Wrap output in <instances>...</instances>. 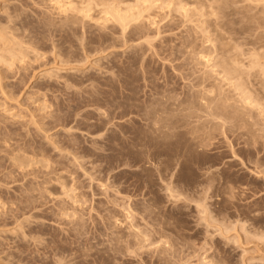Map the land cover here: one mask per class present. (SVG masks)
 I'll return each mask as SVG.
<instances>
[{"label": "rangeland", "instance_id": "1", "mask_svg": "<svg viewBox=\"0 0 264 264\" xmlns=\"http://www.w3.org/2000/svg\"><path fill=\"white\" fill-rule=\"evenodd\" d=\"M56 1L0 0V264H264V0ZM103 8L139 20L122 34ZM227 84L260 99L248 129L191 109Z\"/></svg>", "mask_w": 264, "mask_h": 264}, {"label": "bare ground", "instance_id": "2", "mask_svg": "<svg viewBox=\"0 0 264 264\" xmlns=\"http://www.w3.org/2000/svg\"><path fill=\"white\" fill-rule=\"evenodd\" d=\"M58 1H59V3H60V2H63V4H65V5H63V6H67V3H68V2H67V3H64L65 0H64V1L57 0L56 3H58ZM67 1H68V0H67ZM81 1H83V0H81ZM92 1H94V0H92ZM97 1H98V0H97ZM102 1H103V0L98 1V2L100 3V5H103V4L101 3ZM105 1H106V0H104L103 3H104V4H107V3H106L107 1H106V2H105ZM108 1H110V0H108ZM116 1H117V0H116ZM135 1H138V0H135ZM135 1H134V2H135ZM144 1H145V0H144ZM154 1H156V0H154ZM245 1H247V0H245ZM255 1H257V0H255ZM260 1H262V0H259L258 2H260ZM88 2H89V1H88ZM112 2H113V1H112ZM132 2H133V1H132ZM138 2H139V1H138ZM146 2H147L148 4H146L145 9H146V10H147V9H148V10H149V9H150V10L153 9V8H152V4H151L153 1H152L151 3H149L150 1H145V3H146ZM171 2H172V1H171ZM214 2H216V1L214 0ZM251 2H252V1H251ZM82 3H83V2H82ZM84 3H85V1H84ZM115 3H116V2H115ZM115 3H114V4H115ZM119 3L124 4V3H122V2H119ZM145 3H144V4H145ZM164 3H165V2H164ZM172 3H173V2H172ZM199 3H200V2H199ZM222 3H223V2H222ZM246 3H248V2H246ZM256 3H257V2H256ZM68 4L70 5V3H68ZM89 4H90V3H89ZM93 4H94V3H93ZM93 4H92V5H93ZM108 4H109V3H108ZM121 4H120V5H121ZM144 4H143V6H144ZM180 4H181V3H180ZM251 4H252V3H251ZM57 5H59V4H57ZM71 5H72V4H71ZM79 5L81 6V4H79ZM94 5H95V4H94ZM109 5H110V4H109ZM111 5H113V4H111ZM128 5H130V4H128ZM140 5H141V4H140ZM153 5H154L153 7H155V4H153ZM168 5H169V4H168ZM199 5H200V4H199ZM215 5H216V3H215ZM59 6H60V5H59ZM80 6H79V7H80ZM86 6H87V4L85 5V7H86ZM96 6H97V5H96ZM103 6H108V5H103ZM118 6H119V5H118ZM118 6H117V7H118ZM123 6H125V5H123ZM131 6H132V5H131ZM133 6H134V5H133ZM143 6H142V7H143ZM179 6H180V5H179ZM68 7L70 8V10H72V8H71L70 6H67V8H68ZM112 7H113V6H112ZM121 7H122V6H121ZM129 7H130V6H129ZM135 7H136V6H135ZM174 7H175V6H174ZM174 7H173V8H174ZM180 7H181V6H180ZM56 8H57V7H56ZM59 8H61V7H59ZM63 8H65V7H63ZM67 8H65V11L69 9V8H68V9H67ZM74 8H75V6H74ZM76 8H77V7H76ZM82 8H84V7H82ZM87 8H89V7L87 6ZM90 8H91V7H90ZM108 8H109V6H108ZM108 8L106 9V10H107L106 12L104 11L105 8L102 9V10L104 11V15L108 17V20H110V23H113V24H117V25H118V27L120 28V31L122 32V34H123L124 32H126L127 29L132 28V27H131V22H133V21L136 20V19L139 20V18H136L137 16L134 17V15H131V14L129 15V14H128V13H131L132 10H131L130 12L127 11L128 13H123L120 9L115 8V9H117V10H115V9L113 8L114 10H112V9H109V10H108ZM119 8H120V7H119ZM122 8H123V7H122ZM126 8H128V7H126ZM143 8H144V7H143ZM209 8H210V7H209ZM215 8H216V7H215ZM124 9H125V8H124ZM129 9H131V8H129ZM185 9H186V8H185ZM222 9H223V8H222ZM57 10H58V9H57ZM70 10H69V11H66V12H69V14H72V15H73L74 12H73V11L70 12ZM81 10H82V9H81ZM126 10H127V9H126ZM126 10H124V11H126ZM134 10H136V13H139L137 9H134ZM142 10L144 11V9H142ZM160 10H161V9H160ZM214 10H215V9H214ZM65 11H64V12H65ZM79 11H80V10H79ZM79 11L76 10L75 13H78ZM108 11H109V12H108ZM120 11H121L122 13H121ZM196 11H197V10H196ZM208 11H209V10H208ZM211 11H212V10H211ZM58 12H59V11H58ZM85 12L87 13V12H90V11H85ZM133 12H135V11H133ZM133 12H132V13H133ZM141 12H142V11H141ZM148 12H149V11H147V13H148ZM161 12H163V11H161ZM178 12L181 13V10L179 11V8H178ZM189 12H190V11H189ZM200 12H201V11H200ZM106 13H107V14H106ZM144 13H145V12H144ZM147 13H146V14H147ZM182 13L185 14V13H187V12L184 11V12H182ZM78 14H79V13H78ZM82 14H84V16H80V15H82ZM209 14H210V13H209ZM212 14L214 15V13H212ZM212 14H211V16H213ZM87 15H88V13L85 14V13H83V11H82V12L79 14V17H80V18H77V17H78L77 15H74L73 17L70 16V18H72V19H77V20H75L76 22H72L70 19H69V21H70L71 25H73L74 23H77V22L80 23V22L84 19V17L87 18ZM94 15H95V14H94ZM137 15H138V14H137ZM140 15H143V13L140 14ZM181 15H183V14H181ZM197 15H198V14H197ZM221 15H222V14H221ZM76 16H77V17H76ZM100 16H101V15H100ZM132 16H133L134 18H136V19H133ZM201 16H202V14H201ZM81 17H83V19H82ZM89 17H90V16H89ZM138 17H139V16H138ZM197 17H198V16H197ZM213 17H214V16H213ZM67 18H68V17H67ZM182 18H183V17H182ZM182 18H180V19H182ZM210 18H211V17H210ZM210 18H209V19H210ZM79 19H80L81 21H80ZM95 19H96V18H95ZM102 19H103V18H102ZM141 19H142V16H141ZM164 19H165V18H164ZM184 19H185V17H184ZM190 19H191V17H190ZM207 19H208V18H207ZM63 20H64V19H63ZM84 20H85V19H84ZM86 20H87V19H86ZM108 20H105V22H108ZM138 20H136V21H138ZM145 20H146V19H145ZM221 20H222V19H221ZM66 21H67V20H66ZM103 21H104V20H103ZM186 21H187V20H186ZM141 22H142V20H141L139 23H141ZM188 22H189V21H188ZM238 22H240V21H238ZM72 23H73V24H72ZM92 24H93V23H92ZM190 24H192V23H190ZM74 25H75V24H74ZM78 25H79V24H78ZM81 25H82V24H81ZM96 25H97V24H96ZM132 25H133V24H132ZM134 25H135V24H134ZM186 25H187V24H186ZM102 26H103V25H102ZM102 26H101V27H102ZM112 26H113V25H112ZM139 26H140V25H139ZM133 27H136V25L133 26ZM140 28H141V27H140ZM133 29H134V28H133ZM232 31H233V30H232ZM139 33H140V32H139ZM244 33H245V32H244ZM216 34H217V33H216ZM219 34H220V33H219ZM222 34H223V33H222ZM214 35H215V34H214ZM73 36H74V35H73ZM157 36H158V35H157ZM218 37H219V36H218ZM156 38H157V37H156ZM221 38H222V37H221ZM208 39H209V38H208ZM71 40H72V39H71ZM119 40H120V39H119ZM148 40L150 41V39H148ZM148 40H147V41H148ZM218 40H220V39H218ZM221 40L223 41V39H221ZM221 40L218 41V42L222 43ZM0 41H1V40H0ZM99 41H100V40H99ZM144 41H146V40H144ZM208 42H209V41H208ZM211 42H212V41H211ZM226 42H228V41H226ZM193 43H194V42H193ZM232 43H233V42H232ZM146 44L148 45L147 42H146ZM151 44H152V43H151ZM233 44H234V43H233ZM210 45H211V44H210ZM64 46H65V45H64ZM218 46H219V45H218ZM220 47H223V46L220 45ZM231 47H232V46H231ZM81 48H82V47H81ZM148 48H149V47H148ZM151 48H152V47H151ZM209 48H210V47H209ZM227 48H228V47H223V49H225V50H227ZM190 49H191V48H190ZM216 49H217V48H216ZM219 49H221V48H219ZM223 49H221V50L223 51ZM193 50H194V48H193ZM193 50H191V51L193 52ZM207 50H208V49H207ZM217 50H218V49H217ZM217 50H216V51H217ZM221 50H220V52H221ZM230 50H231V48H230ZM235 50H236V49H235ZM11 51H12V50H11ZM191 51H189V52H191ZM208 51H209V50H208ZM15 52H17V51H15ZM187 52H188V51H187ZM196 52H197V50H196ZM204 52H205V51H204ZM209 52H210V51H209ZM217 52H219V50H218ZM220 52H219V53H220ZM226 52H227V51H223V52H221V53H226ZM233 52H234V51H233ZM17 53H18V52H17ZM199 53H200V52H199ZM213 53H214V52H213ZM231 53H232V52H229V54H227V55L229 56ZM2 54H3V53H2ZM67 54H68V53H67ZM189 54H190V53H189ZM205 54H207V53H205ZM214 54H215V53H214ZM214 54H213V55H214ZM18 55H19V53H18ZM20 55H21V54H20ZM20 55H19V57H20ZM208 55H211V54H208ZM219 55H220V54H219ZM239 55H240V54H239ZM16 56H17V55H16ZM253 56H254V55H252V57H253ZM258 56H259V55H258ZM4 57H5V56H4ZM171 57H172V56H171ZM224 57H226V56H224ZM231 57H232V56H231ZM231 57H230V58H231ZM233 57H235V56H233ZM239 57H240V56H239ZM239 57H238V58H239ZM207 58H208V57H207ZM207 58H206L205 56H203V57L200 58V59H201V62H202V65H203V63H205L206 65H208L207 63H208L210 60H208ZM254 58H255V57H254ZM254 58H253V59H254ZM11 59H12V58H11ZM14 59H15V58H14ZM18 59H20V58H18ZM195 59H196V58H195ZM218 59H219V58H218ZM226 59H228V58H226ZM226 59H225V60L222 59V60H220V61H221V63H222L223 61H225V63H223V64L226 65L227 71H228V72L231 71V73L228 74L227 71H224V70H223V69H224L223 67H225V66H222L223 64H221L222 67L220 66V67L223 68V69H221V68H220V69L223 70L224 72H227V73H226V74H227V77L230 76L229 78H231V79H232V78L235 79V77L238 76L239 74L242 76V74H243L242 72H243V71L240 72L239 74H237V73H238V70L241 71L242 69H240V68L237 69V68H238V67H237L238 64H236V66H235V64L233 63V61H235V60H234L235 58L233 59V61H230L229 59L226 60ZM0 60H1V59H0ZM3 60H4V59H3ZM3 60H1V61L3 62ZM214 60H216V58H215ZM238 60H239V59H238ZM242 60H243V59H242ZM5 61H7V60H5ZM8 61H9V60H8ZM8 61H7V62H8ZM10 61H11V60H10ZM193 61H195V60H193ZM236 61H237V60H236ZM195 62H196V61H195ZM198 62H199V61H198ZM201 62H200V63H201ZM243 62H244V60H243ZM254 62H255V61H254ZM11 63H12V62H11ZM200 63H199V64H200ZM215 63H216V62H215ZM215 63H213V64H215ZM255 63H256V62H255ZM3 64H7V63H3ZM213 64H212V65H213ZM241 64H242V63H239V65H240L239 67L242 66ZM262 64H264V63H262ZM202 65H201V66H202ZM216 65H218V64H216ZM255 66H257V65H255ZM209 67H210V66H209ZM215 67H216V66H215ZM250 67H251V66H250ZM261 68H262V67H261ZM209 69H210V68H209ZM212 70H213V69H212ZM212 70H211V71H212ZM225 70H226V69H225ZM197 71H198V70H197ZM211 71H210V72H211ZM246 71H247V70H246ZM204 72H205V71H204ZM200 73H201V72H200ZM200 73H199V74H200ZM220 73H221V72H220ZM203 74H205V73H203ZM211 74H212V73H211ZM226 74H225V75H226ZM235 74H237V75H235ZM245 74H246V73H245ZM212 75H213V74H212ZM212 75H211V76H212ZM214 75H215V74H214ZM216 75H218V74H216ZM240 75H239V77H240ZM251 75H252V73H251ZM204 76L206 77V75H204ZM243 76H244V75H243ZM250 77H251V76H250ZM202 78H203V77H202ZM209 78H210V77H209ZM216 78L218 79L217 76H216ZM219 78H220V75H219ZM224 78H225V77H224ZM243 78L245 79V77H243ZM247 78H248V77H247ZM251 78H252V77H251ZM200 79H201V78H200ZM203 79H204V78H203ZM203 79H202V80H203ZM210 79H212V78H210ZM210 79H209V80H210ZM220 79H223V78H220ZM226 79H227V78H226ZM231 79H230V80H231ZM240 79H242V78H240ZM209 80H208V81H209ZM230 80H229V81H230ZM246 80H247V79H246ZM199 81H201V80H199ZM203 81L205 82V80H203ZM203 81H202V82H203ZM212 81H213V80H212ZM212 81H211V82H212ZM219 81H220V80H219ZM222 81H225V83L227 82V81L224 80V79H223ZM229 81H228V82H229ZM241 81L243 82V80H241ZM213 82H215V81H213ZM230 82H231V81H230ZM230 82H229V83H230ZM200 83H201V82H200ZM215 83H216V82H215ZM221 83H223V82H221ZM225 83L222 84V85L226 86ZM238 83H239V82H237L236 85H240V84H238ZM254 83H255V82H254ZM256 83H257V82H256ZM201 84H203V83H201ZM206 84H208V83H206ZM217 84H218V83H217ZM244 84L246 85L247 82L245 81ZM249 84H250V83H249ZM197 85H199V84H197ZM203 85H204V84H203ZM211 85H215V84H214V83H213V84L210 83L209 88L211 87ZM218 85H219V84H218ZM227 85H228V88H226L227 86L224 87V91H222L223 88H222V90H219L218 87H220V86H218V87H213V88H218V90H217V89H214V92H215V93L212 94L211 96H210L211 93H208L207 95H204L205 92H203L204 94H202L200 90H199V91L197 90L196 92H199L198 94H201V95H198L196 92H194V94H195V93L197 94L196 96H198V97L200 96V97H199V102L197 101L198 104H197V103H194L193 101H196V100H193V101H192V99H190L191 101L188 100V102H189V104H190L192 110H193V108H196V107H199L198 109H202V111H203V110H207V111H206V112H207L206 115L209 117V119H211V120H209V119L207 118V119H208L207 122L213 120L211 123H214V121H215V122L218 121V122L222 123V124H220L221 126L223 125V126L226 127V125L228 124V121H227L226 123L223 124V120H229V122H232V123H230V125H231V124H233V125H237V129H236V126H233V125H231V126H229V127H232V126L235 127V128H234L235 131H237L238 128H240V130H241V128H243V127L246 128V127L250 126V125H245V126H241V127H239L238 124H239V125H240V124H241V125L246 124V121H248V120H246V119H248V118H245V117H246V115L249 113V111L252 112L253 110H257V109H258V108H257V107H258L257 105L255 106V108H257V109H255V108H254V105H252V104H254L253 102L256 101L255 99H257V98H254V99H253V97H255V96H253L252 99H251L250 97H248V96L246 95V91L249 90V89H245V90H243V91H241V90H242V89H241L240 91H241V95H242L243 98L241 99V98H238V97L234 96L235 98H238V100H237V99H234L233 97H230V96H233V95H235V94L230 93V94H232V95H229V94H227V93H224L226 90H230V89H231V88L229 87V85H231V84H227ZM254 85H255V84H254ZM254 85H250V86H254ZM261 85H262V84H261ZM247 86H248V84H247ZM247 86H246V88H247ZM200 87H202V85H201ZM200 87H199V88H200ZM205 87H206V86H205ZM232 87H233V86H232ZM236 87H237V86H236ZM242 87H245V86H242ZM262 87H264V85H262ZM196 88H197V87H196ZM203 88H204V86H203ZM220 88H221V87H220ZM225 88H226V89H225ZM229 88H230V89H229ZM233 88H235V86H234ZM233 88H232V90H234ZM239 88H240V86H239ZM251 88H252V87H251ZM254 88H255V87H254ZM254 88H253V89H254ZM205 89H206V91H207V88H205ZM211 89H212V88H211ZM255 89H256V88H255ZM257 89H258V88H257ZM201 90H203V89H201ZM208 90L210 91V89H208ZM238 90H239V89H238ZM259 90H260V89H259ZM203 91H204V90H203ZM254 91H255V90H254ZM254 91H253V92H254ZM257 91H258V90H257ZM226 92H231V90H230V91H226ZM232 92H235V91H232ZM244 92H245V93H244ZM248 92H249V91H248ZM250 92H252V91H250ZM250 92H249V94H250V96H251L252 93H250ZM261 92H262V90H261ZM261 92H260V93H261ZM212 93H213V91H212ZM243 93H244L246 96H244ZM226 94H227V95H226ZM237 94H238V93H237ZM249 94H248V95H249ZM208 95H209V96H208ZM238 95H240V94H238ZM261 95H262V93H261ZM193 97H195V95H193ZM239 97H241V96H239ZM166 99H167V98H166ZM193 99H198V98H193ZM169 100H170V99H169ZM184 100H185V99H184ZM257 100H258V99H257ZM259 100H260V99H259ZM259 100H258V101H259ZM166 102H167V101H166ZM190 102H191L192 104H191ZM230 102H232V103H230ZM256 102H257V101H256ZM174 103H176V102H174ZM174 103H172V104H174ZM260 103H262V101H261ZM260 103H259V105H260ZM160 104H161V103H160ZM164 104H165V103H164ZM172 104H169V105L172 106ZM181 104H182V103H181ZM186 104H188V103H185L184 105H186ZM165 105H166V104H165ZM167 105H168V104H167ZM177 105H178V104H177ZM261 105H262V104H261ZM160 106H161V105H160ZM181 106H182V105H181ZM158 107H159V106H158ZM164 107H166V106H163V108H164ZM168 107H169V106H168ZM192 107H193V108H192ZM262 107H264V106H261V108H262ZM166 108H167V107H166ZM175 108H176V106H175ZM184 108L189 109V108L186 107V106H184ZM161 109H162V107H161ZM167 109H168V108H167ZM187 109H183V110H187ZM198 109H197V110H198ZM251 109H252V110H251ZM194 110H195V109H194ZM262 110H264V108H262ZM169 111H170V110H169ZM171 111H173V110H171ZM174 111H175V110H174ZM174 111H173V112H174ZM176 111H177V110H176ZM159 112H160V113H165V109H164V111H163V110H162V111H161V110H158V111L153 112V113H154V114H153V117L158 116V115H159ZM173 112H171V113H173ZM180 112H181V111H180ZM193 112H194V114H200L199 117H201V118H202V116H204V114H205V113H204V114H201L200 111H199L198 113H195L196 111H193ZM193 112L191 111L190 113H193ZM256 112H257V111H256ZM259 112H260V110H259ZM259 112H258V113H259ZM262 112H264V111H261V112L259 113V115H261ZM181 113H182V112H181ZM181 113L178 114L180 117H181ZM185 113L190 115V113H188V111L185 112ZM254 113H255V111H254ZM150 114H152V113H150ZM168 114H169V113H166V114H164V115H168ZM175 114H176V113H175ZM249 114H250V113H249ZM189 115H187L188 118H190V117H197V115H194V116H193V115H192V116H191V115L189 116ZM253 115H256V114H253ZM253 115H252V113H251V115H250L249 118H251V116H253ZM259 115H258V116H259ZM148 116H149V115H148ZM160 116H161V114H160ZM175 116H177V115H175ZM207 116H206V117H207ZM247 116H249V115H247ZM151 117H152V116H151ZM153 117H152V118H153ZM158 117H159V116H158ZM162 117H164V116H162ZM170 117H171V116H170ZM180 117H179V118H180ZM199 117H197V118L199 119ZM206 117L204 116L203 118H206ZM253 117H254V116H253ZM156 118H157V117H156ZM156 118H155V119H156ZM197 118H196V119H197ZM203 118H202V120H205V119H203ZM260 118L262 119V118H264V117H260ZM150 119H151V118H150ZM159 119H160V118L156 119V121L159 120ZM185 119L187 120V118H185ZM192 119H193V118H192ZM196 119H194V120L197 122L198 120H196ZM220 119H223V120H222V121H219ZM172 120H173V119H172ZM179 120H180V119H179ZM181 120H182V119H181ZM188 120H189V119H188ZM202 120H201V121L199 120L198 123H203V122L205 123V121H202ZM254 120H255V118L251 119L250 121H254ZM262 120H264V119H262ZM156 121H155V122H156ZM176 121H177V120H176ZM176 121H175V122H174V121H171V123H168V124H167L166 122H168V120H165V121H163V123H164L163 125H165V123H166V124H167V125H166L167 127H165V126L162 125L161 128H164V127H165L164 129H167V128H170V129H171V128H173V127L176 126V124H177ZM182 121H184V120H182ZM250 121H249V122H250ZM151 122H153L154 124H156L153 120H152ZM159 122H161V121H159ZM178 122H179V121H178ZM180 122H181V121H180ZM186 122H188V121H186ZM186 122H185V123H186ZM218 122H217V123H218ZM224 122H225V121H224ZM249 122H248V123H249ZM256 122H257V121H255V123H256ZM209 123H210V122H209ZM242 123H243V124H242ZM258 123H259V122H258ZM262 123H264V122H262ZM151 124H152V123H151ZM179 124H181V123H179ZM186 124H187V123H186ZM186 124H185V125H186ZM190 124H191V123H190ZM195 124H196V123H195ZM205 124H207V123H205ZM225 124H226V125H225ZM249 124H253V122H252V123H249ZM196 125H197V124H196ZM196 125H194V127H192V129H190V130H194L195 128H197V129L200 128V129H201V127H205V126H207V125H205V126H201V125H203V124H199V125L201 126V127H199V126H196ZM209 125H210V124H208V126H209ZM212 125H213L214 127L217 126L216 124H212ZM212 125H211V126H212ZM218 125H219V124H218ZM181 126H183V125L181 124ZM187 126H188V125H187ZM253 126H255V125L253 124L251 127H253ZM155 127H156V126H155ZM158 127H159V125L157 126V129H158ZM177 127H178V124H177ZM183 127H184V126H183ZM185 127H186V126H185ZM217 127H218V126H217ZM179 128H180V127H179ZM187 128H190V127H187ZM193 128H194V129H193ZM206 128H208V127H206ZM206 128H203V130L206 131L205 133L208 132ZM211 128H212V127H211ZM211 128H209V129L212 131L213 129H211ZM219 128L221 129V127H219ZM219 128H217V129L219 130ZM223 128H224V127H223ZM223 128H222V129H223ZM226 128H228V127H226ZM249 128H250V127H249ZM151 129H152V128H151ZM154 129H155V128H154ZM184 129H185V128H184ZM197 129H195V130L198 131ZM222 129H221L220 131H222ZM231 129H233V128H231ZM231 129H230V130H231ZM234 129L231 130V131L234 132ZM246 129H248V128H246ZM251 129H253V128H251ZM162 130H163V129H162ZM175 130H177V129H174V128H173V132H174ZM226 130H227V129H226ZM240 130H238V131H240ZM249 130H250V129H249ZM254 130L257 131L258 129H254ZM254 130H253V132H252L251 134H254V136H257V135H255ZM177 131H178V130H177ZM188 131H189V130H188ZM196 131H195V133H196ZM204 131H202V133H204ZM211 131H210V132H211ZM214 131H217V130H214ZM244 131H245V130H243V132L241 131L242 133H240V135L243 134V133L246 134V132H244ZM262 131H264V130H262ZM151 132H153V131H151ZM154 132H155V131H154ZM185 132H186V130H185ZM185 132H184V133H185ZM193 132H194V131H193ZM200 132H201V130H200ZM200 132L198 131V133H200ZM212 132H213V131H212ZM225 132H226V131H224L223 133H225ZM227 132L229 133L230 131L228 130ZM259 132H260V131H259ZM159 133H160V132H159ZM187 133H188V132H187ZM187 133H186V134H187ZM195 133H194V135H195ZM198 133H197V134H198ZM202 133H201L200 135H203ZM208 133H209V132H208ZM208 133H207L206 135H209ZM231 133H232V132H231ZM234 133H235V132H234ZM256 133H258V132H256ZM153 134H154V133H153ZM166 134H167V133H165V134H161V135H159V137L163 136L164 138H163V137H162V138L165 139V137L168 136V135H166ZM190 134H192V133H189V134H188L189 136H191V138L194 137L193 135H190ZM220 134H222V133H220ZM236 134H237V133H236ZM244 134H243L242 136H245V138H247V136L244 135ZM248 134H249V133H247V135H248ZM142 135H143V134H142ZM148 135L150 136V134H148ZM148 135H147V136H148ZM200 135H199V136H200ZM206 135H203V136H206ZM211 135H212V137H214V136H213V133L210 134V136H211ZM215 135H216V134H215ZM223 135H224V134H223ZM226 135H228V134H225V136H226ZM234 135H235V134H233V135H229V136H234ZM240 135H239V136H240ZM258 135H259V134H258ZM145 136H146V135H145ZM195 136H196V135H195ZM225 136H222V137H225ZM239 136H238V138H236V142H237V140H239ZM249 136H250V137H249ZM249 136H248V137H249L250 140H251V137H253V136H251L250 134H249ZM139 137H141V136H139ZM153 137H154V136H153ZM200 137H201V136H200ZM212 137H211V138L205 137V138H206V140L211 141L210 139H213ZM217 137H218V135H217ZM258 137H261V136H258ZM258 137H257V138H258ZM156 138H158V137H156ZM167 138H168V137H167ZM189 138H190V137H189ZM197 138H199V137H198V136H196V138L194 137L195 140H197ZM215 138H216V137H215ZM220 138H221V137H220ZM243 138H244V137H243ZM249 138H248V139H249ZM163 139H162V140H163ZM192 139H193V138H192ZM201 139H203V138L201 137ZM201 139H200L199 141L197 140V142H201V143L204 142V143H206L204 139H203L204 141H201ZM223 139H225V138H223ZM260 139H262V137H261ZM149 140H152V141L155 142V139H149ZM181 140H182V139L180 138V141H181ZM214 140H215V139H214ZM225 140H226V139H225ZM231 140H232V139H231ZM241 140H243V139H241ZM246 140H247V139H246ZM250 140H247V141H250ZM252 140H253V139H252ZM256 140H258V139H256ZM256 140H253V142H255ZM262 140H264V139H262ZM138 141H139V140H138ZM152 141H151V142H152ZM168 141H169V143L171 142V140H168ZM184 141H185V138H184ZM192 141H193V140L189 139V142H192ZM216 141H217V140H216ZM226 141H227V140H226ZM247 141H246V142H247ZM258 141L260 142V144H261V143H264V141H262V142H261L260 140H258ZM163 142H164V141H163ZM182 142H183V141H182ZM185 142H186V141H185ZM194 142H195V141H194ZM227 142H228V141H227ZM240 142H241V141H240ZM250 142H251V141H250ZM253 142H251V143H253ZM137 143H138V142H137ZM161 143H162V142H161ZM169 143H165V144H169ZM243 143H244V142H243ZM247 143H248V142H247ZM138 144L140 145V143H138ZM142 144H143V143H142ZM170 144H171V143H170ZM192 144H194V143H191V145H192ZM198 144H199V143H197V145H198ZM254 144H255V143H254ZM257 144H258V143L256 142V146H257ZM149 145H150V144H148V146H149ZM151 145H152V144H151ZM172 145H175V144H172ZM181 145H182V144H181ZM207 145H208V144H207ZM207 145H205V147H206ZM211 145H212V142H211ZM213 145H214V144H213ZM213 145H212V146H213ZM244 145H246V144L244 143ZM250 145H251V144H249V146H250ZM157 146H158V145H157ZM170 146H171V145H170ZM182 146H183V145H182ZM186 146L189 147V145H186ZM193 146L195 147V145H193ZM252 146H253V144H252ZM256 146H253V148L255 147L256 149H257V148L259 149V147H256ZM134 147H135V146H134ZM137 147H140V146H137ZM141 147H142V146H141ZM155 147H156V146H155ZM164 147H168V146L165 145ZM178 147H179V146H178ZM180 147H181V146H180ZM198 147L200 148L199 145H198ZM245 147L247 148L248 146L246 145ZM162 148H163V146H162ZM168 148H169V147H168ZM172 148H173V147H172ZM186 148H187V147H186ZM201 148H202V147H201ZM206 148H208V147H206ZM206 148H204V149H206ZM232 148H234V147H232ZM255 148H254V150H255ZM130 149H131V148H130ZM134 149H135V148H134ZM156 149H158V148H156ZM165 149H166V148H165ZM165 149H164V151H165ZM170 149H171V148H170ZM173 149H174V148H173ZM173 149H172V150H173ZM195 149H196V148H195ZM197 149H198V148H197ZM247 149H250V148H247ZM167 150H168V149H167ZM172 150H171V152H172ZM176 150H177V149H176ZM181 150H182V149H181ZM186 150H188V149H186ZM186 150L183 151V152H186ZM251 150H252V149H251ZM136 151H137V150H136ZM139 151H140V150H139ZM196 151H197V150H196ZM247 151H248V150H247ZM259 151H260V150H259ZM261 151H264V150H261ZM131 152H132V151H131ZM200 152H201V151H200ZM257 152H258V151H257ZM157 153H158V152H157ZM172 153H176V152H172ZM178 153H179V152H178ZM190 153H191V152H190ZM193 153H194V152H193ZM253 153H254V152H253ZM164 154H165V153H164ZM182 154H185V153H182ZM261 154H262V153H261ZM172 155H173V154H170V156H172ZM176 155H177V154H176ZM193 155H194V154H193ZM249 155H250V154H249ZM256 155H257V154H256ZM165 156H166V155H165ZM168 156H169V155H168ZM184 156L188 157L187 155H184ZM198 156H199V155H198ZM262 156H264V155H262ZM176 157H180V156L178 155V156H176ZM186 157H185V158H186ZM165 158H167V157H165ZM191 158H192V157H191ZM259 158H260V157H259ZM189 159H190V158H189ZM189 159H188V160H189ZM151 160H152V158H151ZM180 160H181V159H180ZM185 160H186V159H185ZM262 160H264V159H261V161H262ZM78 161H79V160H78ZM162 161H163V160H162ZM167 161H168V160H167ZM194 161H195V159H194ZM194 161H192V163H194ZM171 162H172V161H171ZM185 162H186V161H185ZM187 162H188V161H187ZM190 162H191V161H190ZM258 162H259V161H258ZM167 163H168V162H167ZM113 164H114V163H113ZM163 164H165V162H164ZM171 164H174V162L171 163ZM183 164H184V163H183ZM194 164H195V163H194ZM13 165H14V164H13ZM159 165H160V164H159ZM186 165H190V164L186 163ZM192 165H193V164H192ZM21 166H22V164H21ZM21 166H20V167H21ZM24 166H25V165H24ZM160 166H162V165H160ZM165 166H166V165H165ZM184 166H185V165H184ZM193 166H194V165H193ZM195 166H196V165H195ZM259 166H260V165H259ZM45 167H46V166H45ZM162 167H164V165H163ZM162 167H161V168H162ZM200 167H201V166H200ZM189 168H190V167H189ZM197 168H198V167H197ZM201 168H202V167H201ZM201 168H200V169H201ZM205 168H206V166H205ZM162 169H163V168H162ZM164 169L167 171L166 168H164ZM191 169H192V168H191ZM206 169H207V168H206ZM255 169H256V168H255ZM80 170H81V169H80ZM207 170H208V169H207ZM212 170H213V169H212ZM200 171H203V170L201 169ZM168 172H169V171H168ZM185 172H186V170H185ZM189 172H191V171H189ZM189 172H188V173H189ZM186 173H187V172H186ZM191 173H192V172H191ZM217 173H218V172H217ZM205 174H206V173H205ZM186 175H187V174H186ZM191 176H192V175H191ZM88 178H89V177H88ZM189 178H190V177H189ZM190 179H191V178H190ZM192 179H193V178H192ZM159 180H160V179H159ZM187 181H191V180L188 179ZM195 181H197V180H195ZM197 182L199 183V181H197ZM200 182H201V181H200ZM161 183H162V182H161ZM191 183H192V181H191ZM195 183H196V182H195ZM193 184H194V183H193ZM193 184H192V185H193ZM199 184H200V183H199ZM197 185H198V184H197ZM197 187H199V186H197ZM200 187H201V186H200ZM168 192H169V191H168ZM69 194H70V193H69ZM118 195H119V194H118ZM169 195H171V194H169ZM227 195H228V194H227ZM115 196H116V195H115ZM172 199H173V198H172ZM177 199H178V198H177ZM34 201H35V200H34ZM155 201H156V200H155ZM152 203H153V202H152ZM0 205H1V204H0ZM2 205H4V204H2ZM153 205H154V204H153ZM262 207H264V206H262ZM156 208H157V207H156ZM25 209H26V208H25ZM91 210H92V209H91ZM262 210H264V209H262ZM154 211H155V209H154ZM151 212H152V210H151ZM151 212H150V213H151ZM125 213H126V212H125ZM133 213H134V212H133ZM152 213H153V212H152ZM251 213H252V212H251ZM249 214H250V213H249ZM154 216H155V214H154ZM247 218H248V217H247ZM249 218H250V217H249ZM154 219H155V218H154ZM125 221H126V220H125ZM253 221H254V220H253ZM164 222H165V221H164ZM166 226H167V225H166ZM169 226H170V225H169ZM254 226H255V225H254ZM79 227H80V226H79ZM121 227H122V226H121ZM167 227H168V226H167ZM137 228H138V227H137ZM162 228H163V227H162ZM248 228H249V227H248ZM128 230H130V229L128 228ZM255 230H256V228H255ZM257 230H259V229H257ZM135 231H137V230H135ZM163 232H164V231H163ZM255 233H256V232H255ZM84 234H85V232H84ZM133 234L135 235V233H133ZM139 236H140V235H139ZM161 236H163V235H161ZM258 236H259V235H258ZM262 236H264V235H262ZM173 237H174V236H173ZM123 238H124V237H123ZM131 239H132V238H131ZM163 239H164V238H163ZM144 240H145V239H144ZM139 241H140V240H139ZM145 241H146V240H145ZM168 241H169V240H168ZM117 243H118V242H117ZM167 243H169V242H167ZM167 243H166V244H167ZM158 244H159V243H158ZM164 246H165V245H164ZM132 250H133V249H132ZM72 255H73V254H72ZM217 264H218V263H217Z\"/></svg>", "mask_w": 264, "mask_h": 264}]
</instances>
